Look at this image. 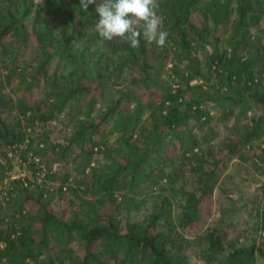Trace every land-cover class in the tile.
Wrapping results in <instances>:
<instances>
[{
    "label": "trees",
    "instance_id": "trees-1",
    "mask_svg": "<svg viewBox=\"0 0 264 264\" xmlns=\"http://www.w3.org/2000/svg\"><path fill=\"white\" fill-rule=\"evenodd\" d=\"M158 4L0 0V264H264V0Z\"/></svg>",
    "mask_w": 264,
    "mask_h": 264
},
{
    "label": "clouds",
    "instance_id": "clouds-1",
    "mask_svg": "<svg viewBox=\"0 0 264 264\" xmlns=\"http://www.w3.org/2000/svg\"><path fill=\"white\" fill-rule=\"evenodd\" d=\"M89 5H95L99 18L94 27L102 40L139 49L143 35L148 44L166 46L168 32L157 15L158 0H79L80 10L88 11Z\"/></svg>",
    "mask_w": 264,
    "mask_h": 264
},
{
    "label": "rangeland",
    "instance_id": "rangeland-1",
    "mask_svg": "<svg viewBox=\"0 0 264 264\" xmlns=\"http://www.w3.org/2000/svg\"><path fill=\"white\" fill-rule=\"evenodd\" d=\"M7 154H8L7 157L10 158L11 163L13 164V168L11 169V171L9 173L10 176L12 175L14 177H17V176L24 177L26 173L28 174V171L26 170L25 164H23V163L21 164L20 163V160H19L18 156L14 155L11 152H8ZM45 161H46V163H49V159L47 158V155H46ZM2 182L0 183V185H2ZM245 189H247V188H245ZM216 209H217V207L215 206L214 210H216ZM216 213H217V210L215 211V214ZM193 259L195 260L194 262L196 264H203L199 259L196 258V256H193Z\"/></svg>",
    "mask_w": 264,
    "mask_h": 264
},
{
    "label": "built area",
    "instance_id": "built-area-1",
    "mask_svg": "<svg viewBox=\"0 0 264 264\" xmlns=\"http://www.w3.org/2000/svg\"><path fill=\"white\" fill-rule=\"evenodd\" d=\"M17 177H19V176H17ZM17 177H14V176H12V175L10 176V178H17Z\"/></svg>",
    "mask_w": 264,
    "mask_h": 264
}]
</instances>
